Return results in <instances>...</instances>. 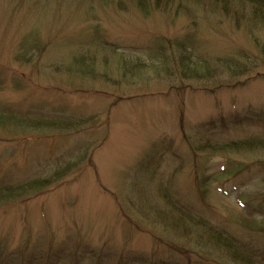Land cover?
I'll list each match as a JSON object with an SVG mask.
<instances>
[{
    "label": "rangeland",
    "instance_id": "obj_1",
    "mask_svg": "<svg viewBox=\"0 0 264 264\" xmlns=\"http://www.w3.org/2000/svg\"><path fill=\"white\" fill-rule=\"evenodd\" d=\"M227 3L225 12L198 6L192 24L173 13L177 2L144 14L129 1L119 9L103 0H0V106L86 120L76 132L0 128V185L48 176L82 157L62 184L0 203V264H237L196 247L192 231L188 239L161 225L167 198L264 262V237L249 235L234 216L245 205L238 193L264 191V172L208 183L233 158L193 156L191 148L208 137L264 136V62L206 83L173 73L175 40H191L205 58L246 59L264 48V19ZM255 196L256 215H264V195Z\"/></svg>",
    "mask_w": 264,
    "mask_h": 264
},
{
    "label": "trees",
    "instance_id": "obj_2",
    "mask_svg": "<svg viewBox=\"0 0 264 264\" xmlns=\"http://www.w3.org/2000/svg\"><path fill=\"white\" fill-rule=\"evenodd\" d=\"M110 1L119 9L123 8L126 2L136 3L139 10L148 14L149 10L165 9L170 10L173 2H177L175 11L173 13H182L187 16L193 24L196 20L198 6L212 8L214 10L225 12L228 7L227 2L234 3L238 6H243L245 9H250L253 14H258L260 18L264 19V0H162L150 3V0H103ZM200 1V2H199ZM161 2H165L161 7ZM165 5V6H164ZM214 6V7H213ZM207 8V9H208ZM238 12L236 13V15ZM234 20H236L234 18ZM237 21V20H236ZM178 49V56L173 66V73L178 74L183 81L194 82H213L220 81L228 77L242 76L248 71L253 70L257 62H264V48L260 49L257 55L253 57L243 56L246 59L234 58L233 56L216 58H205L195 52L191 44V40L183 38L175 40ZM21 51L17 57L20 60L23 56ZM139 64V63H137ZM140 65H143L140 63ZM177 72V73H176ZM227 75V76H226ZM31 112L22 114L19 111L11 108L4 109L0 106V128L8 126L12 130H21V132L28 131L27 129L44 130L52 128H64L66 130H80L81 125L86 121L84 119H65L63 116L53 117L52 121L44 112L36 113V116H31ZM60 121V122H59ZM220 125L227 127L225 122ZM180 127L183 129L182 121L180 120ZM203 128L207 126H202ZM195 132V127L193 128ZM197 131V127H196ZM234 135V138L216 139L205 138L197 143H194L192 148V155L196 156L200 153H210L227 158L237 159V161L230 160L222 165L218 170L209 173L205 177L208 183H218L224 178H232L240 172L248 171L251 168H258L264 172V158L257 161H251V156L264 155V136L255 133ZM82 157L74 162H69L61 169L53 171L48 176L38 177L26 180L24 182L0 185V203L19 200L23 198H30L32 195L40 194L56 182H60L78 163H81ZM239 175L238 177H240ZM205 190L201 191L200 199H203ZM252 195H264V191L254 192L252 194L238 193L236 198L239 203L245 204L240 208L234 216L238 217L239 222L243 227H247L249 235H259L264 237V215L257 216L256 211L259 210L260 205H255L252 200L256 198ZM166 211L162 209V216L160 224L166 227H172L179 232L181 236L190 239L193 233L194 245L198 248H210L215 251H220L226 257L237 264H259L260 259L256 257L249 245L235 236L228 234L222 227L211 223V221L203 216L196 214L187 205L182 204L176 199L167 198L165 200ZM131 223V222H130ZM180 230V231H179ZM1 254V253H0ZM2 255V254H1ZM2 256V260H3ZM264 264V262H262Z\"/></svg>",
    "mask_w": 264,
    "mask_h": 264
}]
</instances>
